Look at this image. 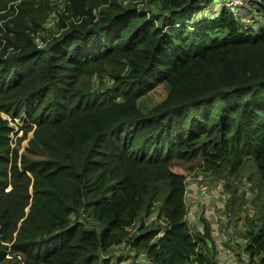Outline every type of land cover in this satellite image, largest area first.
<instances>
[{"label": "trees", "instance_id": "1", "mask_svg": "<svg viewBox=\"0 0 264 264\" xmlns=\"http://www.w3.org/2000/svg\"><path fill=\"white\" fill-rule=\"evenodd\" d=\"M216 2L0 0V110L32 131L19 152L0 116V264H108L123 245L150 264H217L216 221H187L172 165L233 176L250 159L264 192V0L249 21ZM256 215L244 264H264Z\"/></svg>", "mask_w": 264, "mask_h": 264}, {"label": "rangeland", "instance_id": "2", "mask_svg": "<svg viewBox=\"0 0 264 264\" xmlns=\"http://www.w3.org/2000/svg\"><path fill=\"white\" fill-rule=\"evenodd\" d=\"M51 1L58 9L63 7V0ZM221 2H216L215 5L218 4L217 6H220ZM51 14L52 17H50L47 24H50L52 18L55 16L54 12ZM260 25H262V20L251 24L252 31H258ZM48 33L50 32L48 31ZM85 80L88 87L95 86L93 82L90 83L88 77ZM166 90L167 86L163 83L155 85L146 94L137 99L139 107L145 110L158 103L165 96ZM0 116L6 118L12 128L9 134L11 147L18 145L19 152L22 151L31 138L32 131L29 130L26 133V137L22 138L24 136L23 127L25 126L23 120L17 117L11 118L9 114L1 110ZM198 161H200L199 157L193 158L190 161L174 160L172 165L175 171L185 175L186 195L193 194V197L199 195V199L195 200L186 197L187 212H194L195 207L199 205V217L202 216L209 220H215L216 226L221 232L230 231L232 233L231 236L226 237L224 240L221 239L222 245L226 247L231 256L235 257L236 264H244V230L254 224L253 216L255 217L257 213L261 214L264 212V192L260 186L256 167L252 163V160L247 159L245 164L233 176L226 174L214 175L211 172L201 170L197 167L196 164ZM190 165H193V167L190 168ZM6 188L10 189L11 186L8 185ZM157 212L158 209H154L151 214L144 215L143 222L148 224L154 221ZM223 216H225L224 221H221L220 218H223ZM235 221H237L235 228H230L231 224ZM239 221L242 223L239 224ZM136 225H138V222L135 223L134 227L129 228L128 232H135ZM192 227L194 228L195 226L191 224ZM208 241L206 252L218 264L220 258L217 256L213 237ZM212 242L213 245H211ZM114 252L118 256L108 264H150L142 253L136 251L129 245L116 247ZM221 255H224L225 261L227 262L228 255L226 253ZM18 258L20 257L18 256Z\"/></svg>", "mask_w": 264, "mask_h": 264}, {"label": "crops", "instance_id": "3", "mask_svg": "<svg viewBox=\"0 0 264 264\" xmlns=\"http://www.w3.org/2000/svg\"><path fill=\"white\" fill-rule=\"evenodd\" d=\"M187 198H192L193 200H195V199H199V195L193 197V194H189L187 196ZM198 213H199V205L195 207V211L194 212H190L189 213V215L186 217L187 221L189 223H190V221L197 222L199 220ZM192 214H194V216H192ZM220 219H221V221H224V218L221 217ZM235 223H237V221L233 222V224H231L230 228L231 227L235 228ZM238 223L240 224L242 222L239 221ZM199 225H200V220H199ZM224 225L226 226V224H224ZM211 235H212V237L214 239V245L216 247L217 256L220 258L219 261H218V264H236L235 257L231 256L230 253H228L226 247L223 246L222 242H221V239L224 240L226 237L231 236L232 233L230 231L221 232V231H219L217 226L214 223H212V233H211ZM211 245H213V242L211 243ZM223 253H226L228 255L227 262L225 261L224 255H221Z\"/></svg>", "mask_w": 264, "mask_h": 264}, {"label": "built area", "instance_id": "4", "mask_svg": "<svg viewBox=\"0 0 264 264\" xmlns=\"http://www.w3.org/2000/svg\"><path fill=\"white\" fill-rule=\"evenodd\" d=\"M261 0H224L222 5L229 10L232 15L238 19L251 20L253 17L258 16V8ZM189 262V261H188ZM187 262V263H188ZM191 264H198L194 261Z\"/></svg>", "mask_w": 264, "mask_h": 264}]
</instances>
